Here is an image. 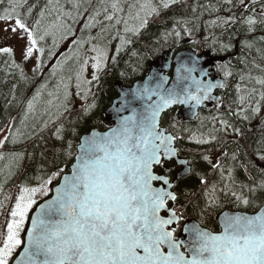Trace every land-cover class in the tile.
I'll return each instance as SVG.
<instances>
[{"label": "snow or ice", "instance_id": "6c2138e0", "mask_svg": "<svg viewBox=\"0 0 264 264\" xmlns=\"http://www.w3.org/2000/svg\"><path fill=\"white\" fill-rule=\"evenodd\" d=\"M175 2L162 0V7L168 9ZM225 2L231 3L232 0ZM249 2L255 5L260 0ZM3 3L4 0H0V4ZM26 4L27 0H8L9 7L0 14V21L8 25L2 30L26 41L21 49L24 61L36 53L43 54L44 49L38 45L49 35L47 30L41 31L39 20L28 24L27 17L34 5L28 7L26 13L18 11ZM74 6L78 7L77 4ZM239 6L245 12H255L246 0H239ZM112 7L116 9L117 4L113 3ZM140 7L157 13L150 0ZM40 15L43 16V11ZM258 16L259 19L256 15L242 13L239 23L251 34L258 24H264V5ZM107 18L113 19L112 16ZM237 22L234 16L224 21L225 24ZM259 39L264 41V36ZM245 46L251 47L250 44ZM221 48L231 50L223 44ZM0 54L11 58L14 49L0 47ZM192 63L191 68H183L187 75H180L181 70L177 69V79L171 88H164L166 78H161L155 87L146 83L136 94L144 101L142 110L134 109L109 132H93L84 139L67 172L59 168L37 187H20L7 213L6 226L0 231V264H264V204H253L256 209L253 214L225 212L219 218L218 230L202 227L199 223L185 224L181 229L183 215L178 214L174 206L169 207L170 202L174 205L178 199L170 178L172 169L164 174L155 172L156 167L163 168L165 162L177 157L178 151L173 146L178 137L160 128L161 114L175 104L195 108L206 100L215 99L211 96L212 90L223 87L219 83L196 80L191 73L197 71V61ZM97 66L93 64L94 69ZM40 67L41 61L36 57L34 71ZM229 74L224 72L225 77ZM201 75L208 73L201 71ZM93 79H96L95 75ZM257 83L264 86V79L257 80ZM193 87L195 91H192ZM244 99L240 97L241 105ZM260 99L264 100V92ZM259 111L257 101L252 112L255 115ZM221 125L231 127L223 120ZM171 127L175 128L176 124ZM234 131L240 135V129ZM195 142L209 143L207 139H196ZM71 147L69 143L66 153L69 158H72ZM202 159L211 163L207 155ZM232 159L236 156L233 155ZM257 159L264 162V155ZM177 163L182 167V172L177 174L179 180L190 172L187 167L190 162L177 159ZM212 167L220 169L223 177L219 162ZM228 178L232 179L231 169ZM54 179L58 181L55 194L36 206L37 197L49 196L52 191L49 186ZM201 183L205 181L201 179ZM259 190H264V180L248 189L253 196ZM209 191L213 196L208 199L206 207L218 206L215 184ZM231 194L237 206H249V198L235 191ZM178 229L183 235H178Z\"/></svg>", "mask_w": 264, "mask_h": 264}, {"label": "trees", "instance_id": "16d2710c", "mask_svg": "<svg viewBox=\"0 0 264 264\" xmlns=\"http://www.w3.org/2000/svg\"><path fill=\"white\" fill-rule=\"evenodd\" d=\"M55 2L27 0V4L22 9L18 8V11L26 13L28 7L34 5L27 22L32 25L39 20L42 31L44 26L54 24L52 21L56 19L57 11ZM65 2L60 0L63 10H59L57 19L65 25H71L65 15L74 12L70 3ZM246 3H249L250 9L255 8V12H245L239 6V0H232L231 3L225 0H176L168 9H157V13L148 16L147 23L137 30L132 32L124 28L127 31L119 38L116 49L104 56L100 69L95 70V73L99 71L97 81L93 83V78L86 81L91 87V99L86 105L78 108L71 100L72 106L62 111L49 126H36L27 133L23 132L25 129L21 130L23 133L19 143H13V138L28 116L29 102H36L38 109L49 99L48 94L54 88H72L78 60L83 68L85 53L83 57L78 53L76 59L72 60L67 59L64 53L69 46L73 49L76 42L68 39L82 36L85 32L70 30L60 36L62 40H68L69 44L60 41L56 44L49 42L47 46L41 42L38 46L44 52L42 55L38 53L41 67L36 71V67L28 69L26 61L20 62L14 56L10 58L7 54H0V135L9 126V133L0 146V157H3L0 159V191L22 185L39 186L59 168L67 172L74 162L80 138L94 129H108L105 113L118 96L115 84L120 83L128 88L143 80L150 65L165 52L177 53L189 48L197 56L210 53L211 57L218 58L216 76L224 81L225 90L218 94L221 98L219 107L200 111L194 122L182 121L176 109L165 114L161 120V128L178 137L175 144L178 155L187 159L191 167V174L177 182L176 172L179 171L175 164H169L173 170L170 178L178 197L177 212L183 215L181 225L195 221L202 227L217 230L216 218L224 211L253 214L256 210L253 204H264V190L257 191L255 196L248 191L264 180V162L257 159L259 155H264V100L260 99L264 86L257 83V80L264 79V41L259 39L264 36V24H258L256 30L249 34L239 21L242 13L256 15L259 19L257 13L264 5V0L255 5H251L249 0ZM8 7V0H4L0 4V14H4V9ZM41 11L43 16L40 15ZM233 16L237 23H224ZM88 36L89 32L86 33ZM4 40H0V46ZM222 44L231 50L222 49ZM103 61L106 63L104 68ZM17 64L19 68L15 66ZM66 66L74 68L68 71L69 75ZM225 71L230 73L227 77L224 76ZM43 85H48L47 89L44 90ZM241 96L245 98L242 105ZM257 101L260 111L254 115L252 108L257 106ZM36 111L34 109L32 113ZM245 116L248 119H244ZM222 120L231 127L223 128ZM34 121L28 120V125L31 126ZM173 123L176 124L175 128L171 127ZM237 128L240 129V135L234 131ZM196 139H207L209 143L197 144ZM69 143L72 146V158L66 155ZM205 155L210 157L211 163L202 159ZM233 155L236 159H232ZM217 162L223 169V177L220 169L212 167ZM229 169L232 170V179L228 178ZM155 172L160 173V169ZM201 179L205 181L204 184ZM57 184L58 181L54 179L50 188L53 189ZM213 184L216 186L218 206L206 207L208 199L213 196L209 191ZM225 185L228 187L225 188ZM232 191L249 198V206H237ZM205 192H208V197H205Z\"/></svg>", "mask_w": 264, "mask_h": 264}, {"label": "rangeland", "instance_id": "374dc122", "mask_svg": "<svg viewBox=\"0 0 264 264\" xmlns=\"http://www.w3.org/2000/svg\"><path fill=\"white\" fill-rule=\"evenodd\" d=\"M66 2L70 3L69 6L74 12L73 14L65 15L71 25H65L61 23V20L57 19L59 10H63V6L60 4V0H56V19L52 21L54 23L52 26H44L42 32L47 30L49 35L43 42L45 45L49 46V42L56 44L62 41L69 44L70 42H68V40H76L73 49L72 46H69L68 51L64 54L67 59L72 60L76 59L75 57L78 53L81 56L85 53L83 61L84 66L82 68V63L80 64L81 61L78 60L79 66L73 75L72 88H54L48 94L49 99L45 100L43 105L38 109L36 102H31V107L28 106V116L20 125L17 134L13 138V143H19L20 136L23 132L27 133L36 126H39V128L46 125L49 126L60 116L62 111L72 106L70 103L71 100H73V105H75V107L83 108L88 102V99H91V97L89 98L91 87L86 84V81H90L94 74L95 76L98 75L99 71L95 73V70L100 69V62L103 57L107 56L112 49H116L115 45L120 41L119 38L127 31L124 30V28L131 29L133 32L143 26L146 18L152 14L149 9L142 10L140 7L146 0H66ZM113 3L117 4L116 9H113ZM150 3L157 9L162 7V0H150ZM74 4H77L78 7L74 6ZM108 16H112L113 19L109 20L107 18ZM7 27V24L0 21V40H3V38L5 39L0 47H12L14 49V58L22 62L24 60L21 57V49L26 41H22L18 37L13 36L10 31L5 32L2 30ZM70 30L82 31L85 32V34L71 37L68 40H62L63 37L60 36L66 35ZM87 32H89L88 37H86ZM38 56V53H36L33 58L26 61L28 69L36 67V57ZM97 56H99L98 60L96 59ZM93 64H97L98 66L94 69ZM105 64L106 63L103 61L102 68H104ZM73 69V66H66L68 75V71ZM81 69L82 73L80 74ZM92 81L95 83L97 78ZM47 87L48 85H43L44 90L47 89ZM34 109L37 111L32 113ZM33 119H35L34 123L29 126L28 120ZM23 129H25V131L22 132L21 130ZM8 133L9 126L0 135V141L4 142ZM20 187L21 186H16L7 191H0V202H3V206H0V231H3L6 226L7 213L11 205L14 204L15 197L19 194ZM25 187L31 188L37 186ZM45 198L47 197H37V205L39 201Z\"/></svg>", "mask_w": 264, "mask_h": 264}, {"label": "water", "instance_id": "95a60500", "mask_svg": "<svg viewBox=\"0 0 264 264\" xmlns=\"http://www.w3.org/2000/svg\"><path fill=\"white\" fill-rule=\"evenodd\" d=\"M193 60L197 61V64H196L197 71L191 73V75L193 77H195L196 80H199L202 83H207L209 81H211L212 83H219V84H222L223 87H217V88H214L212 90L211 96L215 97V99L206 100L202 104H200L199 106H197L195 108H192L190 105L175 104V105H172L170 108L165 109V111L161 114V117H160V128H161V120H162L163 116L173 109H179L178 117L182 121L191 123V122H194L196 120L200 111H203V110L207 111V110H209V108H218L220 105L221 98L217 94L221 93L225 90V83L220 77L212 79V77H214V75H215V68H216L215 64L217 63L218 59L217 58H210L209 53H204L200 56H197L194 51H192L191 49H188V48H186V49H184V50H182L176 54H173L172 52H166L163 54V56L161 58H159L156 62H154L150 65L149 72L143 80L133 83L131 85V87H128V88L123 87L120 83L115 84V88L117 90L118 96L113 101L112 105L110 106V108L105 113V117H106L105 118V125L107 127H110V128L106 131H100L98 129L91 130L89 133L83 135L80 138L79 145L82 143V141L84 139L88 138L93 132H95L97 134H103V133L109 132L112 128L117 127L119 121L123 117L131 115L134 109L135 110H142L144 101L138 99L136 94L138 93L139 90L143 89V87L145 86L146 83L149 85V87H155L156 83L158 81H160L161 78H166L167 83L164 85V88H166V89L171 88L173 86V83L177 79V69L179 68L181 70L180 75H182V76L187 75V73L184 72L183 68L184 67L191 68L193 66V63H192ZM201 71L208 73V75H201ZM192 91H195L194 87H193ZM155 99H156V97H153V100H155ZM175 144H176V140L174 141V144H173L174 147H175ZM77 153H78V147H77L76 154ZM177 159L188 161L187 159L180 158L178 155V152H177V157H174L171 161L165 162V164L174 163L176 168L179 169L178 173H181L182 167L177 163ZM187 167L190 168V172L187 175H184V177L182 179H179V180H177V175H176V181L177 182L185 179L186 177H188L191 174L190 165L188 164ZM158 168H159V166L156 167L155 169H158ZM168 169H171V168L170 167H164L161 174H164L165 172H167ZM156 186H159V185H156ZM55 187L52 189L50 197L55 194V191H54ZM49 198H47V199H49ZM47 199H45V200H47ZM44 201H42L41 203H43ZM173 206L175 208H177L176 202L174 205L170 202L169 207H173ZM225 212L243 213V212H234V211H230V210L224 211L222 214H220L216 218V222L218 223V226H219V218ZM31 214H34V212ZM192 223H197V222L190 221V222H186L185 224H192ZM185 224H183V226ZM27 226H30V225H27ZM183 226H182V228H183ZM179 235H183V233L181 232Z\"/></svg>", "mask_w": 264, "mask_h": 264}, {"label": "flooded vegetation", "instance_id": "af4514ba", "mask_svg": "<svg viewBox=\"0 0 264 264\" xmlns=\"http://www.w3.org/2000/svg\"><path fill=\"white\" fill-rule=\"evenodd\" d=\"M177 171H179L178 169H176ZM172 173H173V170H172V172H171V174L170 175H172ZM176 174H177V172H176ZM174 191V190H173ZM187 222H189V221H187ZM186 223V222H185ZM184 223V224H185ZM182 227V225H180V228ZM182 229V228H181ZM219 229V226H218V223H217V230ZM181 231H178V235H179V233H180Z\"/></svg>", "mask_w": 264, "mask_h": 264}]
</instances>
